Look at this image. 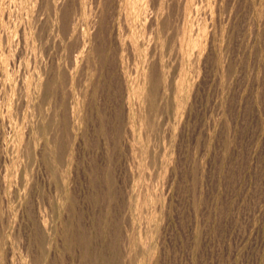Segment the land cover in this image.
I'll use <instances>...</instances> for the list:
<instances>
[{"label": "rangeland", "instance_id": "1", "mask_svg": "<svg viewBox=\"0 0 264 264\" xmlns=\"http://www.w3.org/2000/svg\"><path fill=\"white\" fill-rule=\"evenodd\" d=\"M32 1H0L26 35L0 76V264H264V0Z\"/></svg>", "mask_w": 264, "mask_h": 264}, {"label": "bare ground", "instance_id": "2", "mask_svg": "<svg viewBox=\"0 0 264 264\" xmlns=\"http://www.w3.org/2000/svg\"><path fill=\"white\" fill-rule=\"evenodd\" d=\"M0 1H2V0H0ZM6 1H7V0H3V2L1 3V6H3V4L6 3ZM8 1H9V0H8ZM29 1H30V0H29ZM31 1H32V0H31ZM36 1H37V0H36ZM44 1H45V0H44ZM51 1H52V0H51ZM81 1H82V0H81ZM89 1H90V0H89ZM94 1H95V0H94ZM109 1H110V0H109ZM117 1H118V0H117ZM117 1H116V3H117ZM145 1H147V0H145ZM148 1H149V0H148ZM150 1H151V0H150ZM157 1H158V0H157ZM170 1H171V0H170ZM181 1H182V0H181ZM181 1H180V2H181ZM196 1H197V0H196ZM206 1H207V0H206ZM12 2H13V1H12ZM19 2H21V1H19ZM32 2H33V1H32ZM54 2H55V0H54ZM77 2H78V1H77ZM85 2H86V1H85ZM95 2H96V1H95ZM119 2H122V3H121L122 6H123V3H125L124 6H125L126 8H128L129 11H130V13H131L133 16H135L136 18H138V19L141 18V16H142V18H143V16H144V18H146V16H149V15L151 14V13H150L151 11H149L150 14L147 15L145 6H142V4L139 3V2H140L139 0H120ZM119 2H118V3H119ZM180 2H179V3H180ZM24 3H26V0H22V3H20V4H21V5H24ZM30 3H31V2H30ZM81 3H82V2H81ZM97 3H98V2H97ZM153 3H154V2H153ZM157 3H158V2H157ZM157 3H156V4H157ZM159 3H160V2H159ZM179 3H178V4H179ZM184 3H185V1L183 2L182 5H184ZM193 3H195L194 0H186V4H185V5H186L187 8H189L188 11H190V10L193 8V7H192L193 5L196 6V5L193 4ZM196 3H197V2H196ZM90 4H91V3H90ZM90 4H88V2H87V6H88V5L90 6ZM112 4H113V3H112ZM145 4H146V3H145ZM154 4H155V3H154ZM156 4H155V6H156ZM36 5H37V3H36ZM55 5H56V4H55ZM57 5H58V4H57ZM60 5H61V3H60ZM79 5L81 6L82 4H78V6H79ZM95 5H96V4H95ZM150 5H151V3H150ZM150 5H149V8H148V9L151 8ZM1 6H0V74H1L0 76H1V78H3V82H2V83L5 84V83H7L6 81H7V79H8V77H7V74H8V73L6 74V71H5L6 69L4 70V68L2 69V67H3L4 65H6L8 62H7V63H6V62L3 63V61H4V59H5V57L3 58V54H4V46H5L6 44H7V46H11V45H10V42H11V41H14L13 37H14V34H16V33L20 32L22 36H26V35L24 34L25 31H24L23 29H20V30H19V29H15V30H14V28H13V29H12V28L10 29V28L6 25V22H7V21H5V20L7 19V18H6V17H7V14L5 15L6 10H5V12H4V9L2 10V8H3L5 5H4L3 7H1ZM96 6H98V5H96ZM96 6H94V7L96 8ZM117 6H118V5H117ZM122 6H120V7H122ZM134 6H135V9L132 11V8H133ZM147 6H148V5H146V7H147ZM160 6H161V5H160ZM167 6H168V5H167ZM178 6H179V5H178ZM22 7H23V6H22ZM31 7H32V6H31ZM81 7H83V6H81ZM24 8H25V7H23V9H24ZM43 8H44V7H43ZM54 8H57V7L54 6ZM86 8H88V7H86ZM86 8H85V9H86ZM95 8H94V10H92V11H93L92 14L95 13V10H96ZM122 8H123V11H124V10H125L124 7H122ZM122 8H121V9H122ZM155 8H157V6H156ZM161 8H162V7H161ZM183 8H184V7L182 6L181 11H183ZM28 9H29V7H28ZM33 9H34V8H33ZM33 9H32V10H33ZM58 9H59V7H58ZM83 9H84V8H83ZM89 9H90V7L88 8V10H89ZM151 9H153V8H151ZM194 9H195V8H194ZM25 10H26V8H25ZM25 10H24V11H25ZM32 10H30V11H32ZM51 10H52V9H51ZM59 10H60V9H59ZM59 10H58V11H59ZM118 10H119V9H117V11H118ZM53 11H54V10H53ZM66 11H67V10H66ZM84 11L86 12V10H84ZM84 11H83V12H84ZM113 11H114V10H113ZM125 11H126V10H125ZM129 11H127V12H129ZM147 11H148V10H147ZM156 11H157V10H156ZM159 11H160V10H159ZM181 11H180V12H181ZM27 12H28V11H27ZM38 12H39V11H38ZM49 12H50V11H49ZM75 12H76V11H75ZM153 12H154V11H153ZM153 12H152V13H153ZM160 12H161V11H160ZM185 12H187L186 9H185L184 13H185ZM6 13H7V12H6ZM24 13H26V12H24ZM28 13H29V12H28ZM35 13H36V12H35ZM57 13H58V12H57ZM65 13H66V12H65ZM89 13H90V12H88L87 14L90 15ZM120 13H121V10H120ZM120 13H119V14H120ZM130 13H129V14H130ZM155 13H156V12H155ZM158 13H159V12H158ZM29 14H30V13H29ZM29 14H28V15H29ZM54 14H55V13H54ZM58 14H59V13H58ZM61 14H62V13H61ZM84 14H85V13H83V15H84ZM103 14H104V13H103ZM123 14L126 15L124 12H123ZM123 14H122V15H123ZM153 14H154V13H153ZM156 14H157V13H156ZM161 14H163V13H161ZM161 14H160V16H161ZM185 14H186V13H185ZM30 15H31V14H30ZM55 15H57V14H55ZM120 15H121V14H120ZM120 15H118V18H119ZM124 15H123V18H122V16H120V18H122V20L124 19ZM157 15H158V14H157ZM157 15H155V16L157 17ZM186 15H188V12H187ZM186 15H185V17H186ZM10 16H11V15H10ZM25 16L27 17V14H26ZM57 16H58V15H57ZM79 16H80V14H79ZM93 16H94V15H93ZM93 16H92V17H93ZM150 16H151V15H150ZM155 16H154V18H155ZM197 16H198V15H197ZM32 17H33V16H31V18H32ZM90 17H91V16H90ZM112 17H113V16H112ZM125 17L128 18V19H127V20H128L127 22L130 21L129 18H131V20H132V17H130V16L127 17V15H126ZM181 17H182V16H181ZM8 18H10V17L8 16ZM37 18H38V17H37ZM74 18H75V17H74ZM76 18L78 19V17H76ZM186 18H189V16L186 17ZM25 19H26V20H27V19L31 20L29 16H28V18H25ZM33 19H34V18H33ZM33 19L31 20L32 22L34 21ZM79 19H81V18L79 17ZM79 19H78V20H79ZM93 19H95V18H93ZM133 19H135V18L133 17ZM155 19H156V18H155ZM157 19H158V18H157ZM160 19H161V18H160ZM183 19H184V18L182 17L181 20H183ZM23 20H24V19H23ZM49 20H50V19H49ZM51 20H52V19H51ZM65 20H66V19H65ZM68 20H69V19H68ZM142 20H143V19H142ZM144 20L146 21L147 19H144ZM144 20L141 21V19H140L139 21H141V22L143 23ZM149 20H150V18H148V21H149ZM163 20H164V19H163ZM39 21H40V20H39ZM39 21L37 20L36 22L38 23ZM43 21H44V20H43ZM58 21H59V20L57 19V22H58ZM61 21H62V20H61ZM86 21H87V19H86ZM88 21H89V20H88ZM99 21H100V20H99ZM124 21H125V19H124ZM124 21H121V22L123 23ZM139 21H138V23H139ZM150 21H153V20H152V16H151V20H150ZM150 21H149V22H150ZM155 21H156V20H154V23H155ZM186 21H187V19H186ZM188 21H190V20H188ZM57 22H56V23H57ZM78 22H79V21H78ZM84 22H85V21H82L81 23L83 24ZM119 22H120V21H119ZM125 22H126V21H125ZM125 22H124V23H125ZM136 22H137V21H136ZM136 22H135L134 26L136 25ZM149 22H148V23H149ZM184 22H185V21H184ZM7 23H8V22H7ZM28 23H29V22H28ZM28 23H26V24H28ZM53 23H55V22L53 21ZM93 23H94V21H93ZM122 23H120V25H122ZM144 23H147V22H144ZM144 23H143V24H144ZM154 23L151 22V24H153V26H154ZM174 23H175V22H174ZM186 23L188 24V22H186ZM186 23H185V24H186ZM9 24H10V23H9ZM30 24H31V22H30ZM57 24H60V23H57ZM88 24L90 25V21H89ZM129 24H130V22H129ZM129 24H128V25H129ZM151 24H150V25H151ZM176 24H177V23H176ZM182 24H183V23H181V25H182ZM51 25H52V23H51ZM51 25H50L49 27H51ZM72 25H73V24H72ZM85 25H86V24H85ZM85 25H84V26H85ZM118 25H119V24H118ZM125 25H126V24H125ZM128 25H127V26H128ZM137 25H138V24H137ZM139 25H140V24H139ZM139 25H138V27H140L142 24H141L140 26H139ZM144 25H145V24H144ZM146 25H148V24H146ZM146 25H145V26H146ZM157 25H158V23H157ZM33 26H34V25H33ZM33 26H31V27H33ZM76 26H77V25H76ZM122 26H123V25H122ZM129 26H130V25H129ZM129 26H128V28L130 29ZM148 26H149V25H148ZM15 27H16V26H15ZM18 27H20V26L18 25ZM52 27H53V28L55 27L54 24H53ZM73 27H74V26H73ZM86 27H87V26H86ZM86 27H84V28H86ZM108 27H109V26H108ZM119 27H120V26H119ZM138 27H136L137 30H139V29L141 28V27H140V28L138 29ZM157 27H158V26H157ZM185 27H186V26H185ZM187 27H188V26H187ZM21 28H22V26H21ZM29 28H30V25H29ZM35 28H36V27H35ZM35 28H33V29L31 28V29H32V30H35ZM87 28H88V27H87ZM87 28H86V29H87ZM112 28H113V27H112ZM117 28H118V27H117ZM121 28H122V27H121ZM126 28H127V27H126ZM142 28H143V27H142ZM150 28H152V25H151ZM158 28H159V27H158ZM25 29H26V28H25ZM40 29H41V28H40ZM49 29H50V28H49ZM51 29H52V28H51ZM75 29H76V28H75ZM82 29H83V28H82ZM124 29H125V28H124ZM132 29H135V28H132ZM181 29H183V28H181ZM185 29H186V28H185ZM61 30H62V29H61ZM67 30H68V29H67ZM76 30H77V29H76ZM89 30H90V29H89ZM122 30H123V29H122ZM141 30H142V29H141ZM141 30H140V31H141ZM147 30H148V29H147ZM147 30H145V31H147ZM153 30H154V29H153ZM155 30H156V28H155ZM179 30H180V29H179ZM187 30H188V28H187ZM39 31H40V30H39ZM41 31H42V30H41ZM51 31H52V30H51ZM79 31H80V30H79ZM81 31H82V30H81ZM87 31H88V30H87ZM130 31H131V30H130ZM150 31H151V29H150ZM150 31H149V33H151ZM158 31H159V30H158ZM30 32H31V31H30ZM57 32H58V31H57ZM82 32H83V31H82ZM82 32H80V34H81ZM89 32H90V31H89ZM89 32H88V34L90 35ZM159 32H160V31H159ZM183 32H185V31H183ZM190 32H191V31H190ZM262 32H263V31H262ZM26 33L28 34V30H27ZM33 33H34V32H33ZM35 33H36V32H35ZM37 33H38V31H37ZM37 33H36V34H37ZM39 33H40V32H39ZM42 33H43V32H42ZM46 33H48V31H47ZM50 33H51V32H50ZM123 33H125V32L123 31ZM137 33H138V32H137ZM137 33H135V36H137V35H136ZM140 33H141V32H140ZM155 33L157 34L156 31H155ZM250 33H251V32H250ZM60 34H61V33H60ZM71 34H72V33H71ZM85 34H86V33H85ZM125 34H126V33H125ZM130 34H131V33H130ZM159 34L161 35V33H159ZM29 35H31V33H29ZM62 35H63V33H62ZM81 35H82V34H81ZM86 35H87V34H86ZM89 35H88V36H89ZM143 35H144V34H143ZM157 35H158V34H157ZM185 35H186V34H185ZM185 35H184V37H185ZM188 35H190V34H188ZM22 36H21V37H22ZM46 36H47V35H46ZM48 36H49V34H48ZM64 36H65V35H64ZM84 36H85V35H84ZM128 36H130V35L128 34ZM149 36H150V35H149ZM182 36H183V34H182ZM29 37H30V36H29ZM29 37H27V38H29ZM86 37H87V36H85V38H86ZM137 37H138V36H137ZM39 38H40V36H39ZM81 38H82V37H81ZM130 38H133L132 35L130 36ZM139 38H140V37H139ZM157 38H158V37H157ZM186 38H187V37H186ZM127 39H128V37H127ZM159 39H160V38H159ZM159 39H158V40H159ZM29 40H30V39H29ZM33 40H34V37H33ZM46 40H47V38H46ZM75 40H76V39H75ZM78 40H79V39H78ZM80 40H81V39H80ZM80 40H79V41H80ZM83 40H84V39H83ZM86 40H87V43H88V42H89L88 40H90V39H89V38H88V39L86 38ZM130 40H131V39H130ZM132 40H133V39H132ZM140 40H141V39H140ZM190 40H191V39H190ZM25 41H26V40H25ZM35 41H36V40H35ZM41 41H42V40H41ZM41 41H39V42H41ZM47 41H48V40H47ZM127 41H128V40H127ZM127 41H126V42H127ZM159 41H160V40H159ZM36 42H37V41H36ZM83 42H84V41H83ZM85 42H86V41H85ZM85 42H84V44H85ZM138 42H139V40H138ZM156 42H157V41H156ZM187 42H188V41H187ZM191 42H192V41H191ZM12 43L15 44V41L12 42ZM12 43H11V44H12ZM123 43H124V42H123ZM129 43H131V42L129 41ZM129 43H128V44H129ZM132 43H133V42H132ZM136 43H137V42H136ZM182 43H183V42H181V45H182ZM185 43H186V42H185ZM188 43H189V42H188ZM188 43H187V44H188ZM14 44H13V45H14ZM76 44H77V43H76ZM148 44H149V43H148ZM155 44H156V43H155ZM175 44H176V43H175ZM126 45H127V44H126ZM130 45H131V44H130ZM83 46H84V45H83ZM187 46H188V45H187ZM187 46H186V47H187ZM194 46H195V45H194ZM84 47H85V46H84ZM103 47H104V46H103ZM138 47L141 48L142 46H141V45L139 46V45L137 44V46L135 47V49L138 50V49H139ZM148 47H150V46H148ZM175 47H176V46H175ZM188 47H189V46H188ZM188 47H187V48H188ZM10 48H11V47H10ZM12 48H13V46H12ZM29 48H30V47H29ZM151 48H152V46H151ZM104 49H105V48H104ZM181 49H183L182 46H181ZM11 50H12V49H11ZM11 50L9 49V51H11ZM69 50H70V49H69ZM133 50H134V49H133ZM136 50H135V51H136ZM140 50H141V49H140ZM152 50H153V49H152ZM186 50H188V49H186ZM190 50H191V49H190ZM190 50H188V51L190 52ZM6 51H8V50H6ZM146 51H147V50H146ZM178 51H179V50H178ZM181 51H182V50H181ZM183 51H184V50H183ZM183 51H182V53L179 52V54H180V55L183 54V53H184ZM191 51H192V50H191ZM196 51H197V50H196ZM83 52H84V51H83ZM139 52H140V51H139ZM142 52H144V51H142ZM142 52H141V53H142ZM192 52H193V51H192ZM210 52H211V51H210ZM5 53H6V52H5ZM7 53H8V52H7ZM10 53H11V52H10ZM132 53L134 54V52H132ZM146 53H147V52H146ZM198 53H199V52H198ZM13 54H14V53H13ZM19 54H20V53H19ZM136 54H137V51H136ZM142 54H143V53H142ZM177 54H178V53H177ZM179 54H178V55H179ZM193 54H194V53H193ZM193 54H192V56H193ZM199 54H200V53H199ZM199 54H198V55H199ZM4 55L6 56V54H4ZM9 55H11V54H9ZM138 55H139V53H138ZM138 55H137V56H138ZM178 55H176V56H178ZM194 55H195V54H194ZM41 56H42V55H41ZM199 56H200V55H199ZM7 57H8V56H7ZM7 57H6V59H7ZM13 57H16V55H13ZM13 57H12V58H13ZM17 57H18V56H17ZM183 57H184V56H183ZM186 57H187V56H186ZM186 57H185V58H186ZM196 57H197V56H196ZM76 58H77V57L74 58V59H75L74 61L77 60ZM179 58H180V60H182V57H179ZM6 59H5V60H6ZM19 59H20V58H19ZM145 59H146V58H145ZM183 59H184V58H183ZM8 60H9V59H8ZM11 60H12V59H11ZM15 60H16V59H14V61H15ZM153 61H154V60H153ZM160 61H161V60H160ZM9 62H10V61H9ZM11 62H12V61H11ZM11 62H10V64H11ZM76 62H77V61H76ZM76 62H75V63H76ZM183 62H184V61L182 60V63H183ZM5 63H6V64H5ZM13 63H14V62H12V64H13ZM72 63H73V62H72ZM14 64H15V63H14ZM7 65H9V64H7ZM81 65H82V64H81ZM147 65H148V64H147ZM161 65H162V64H161ZM11 66H12V65H11ZM163 66H164V65H163ZM182 66H183V64H182ZM182 66L180 67V69L182 68V69L184 70V68H183ZM5 67H7V66H5ZM12 67H13V66H12ZM12 67H7V68H9V69H7V71H9ZM146 67H147V66H146ZM158 67H159V65H158ZM158 67H157V69H158ZM162 68H165V66L162 67ZM162 68H161V69H162ZM58 69H59V68H58ZM145 69H146V68H145ZM15 70H16V69H15ZM72 70H73V69H72ZM104 70H105V69H104ZM158 70H159V69H158ZM80 71H81V70H80ZM147 71H148V70H147ZM160 71H161V70H160ZM143 72H144V70H143ZM163 72H164V71H163ZM179 72H180V71H179ZM182 72H183V71H182ZM182 72H181V73H182ZM196 72H197V71H196ZM198 72H199V71H198ZM164 73H165V72H164ZM141 74H143V73H141ZM162 74H163V73H162ZM8 75H10V72H9ZM71 75H72V74H71ZM122 76H123V75H122ZM166 76H167V75H166ZM181 76H183V74H182V75L180 74V78H178V82H179V80L182 78ZM144 77H145V76H144ZM150 77H151V76H150ZM1 78H0V79H1ZM35 78H36V77H35ZM69 78H70V77H69ZM145 78H146V77H145ZM161 78H162V77H161ZM163 78H164V77H163ZM165 78H166V77H165ZM193 78H194V77H193ZM196 78H197V77H196ZM142 79H143V78H142ZM182 79H183V78H182ZM41 80H42V79H41ZM145 80H146V79H145ZM161 80H162V79H161ZM165 80H166V79H165ZM184 80H185V79H184ZM28 81H29V80H28ZM123 81H124V80H123ZM126 81H127V80H126ZM10 82H11V81L9 80V83H10ZM124 82H125V81H124ZM141 82H143V80H141ZM160 82H162V81H160ZM164 82H166V81H164ZM181 82H182V80H181ZM0 83H1V82H0ZM2 83H1V84H2ZM144 83H145V82H144ZM174 83H176V82H174ZM1 84H0V85H1ZM38 84H40V83H38ZM161 84H162V83H161ZM163 84H164V83H163ZM181 84H182V83H181ZM10 85H11V84H10ZM4 86H5V85H4ZM8 86H9V85H8ZM8 86H7V90H8V93H10V92L12 91V88L10 87V88L8 89ZM11 86H12V85H11ZM39 86H40V85H39ZM141 86H142V85H141ZM141 86H140L139 88H141ZM178 86H179V84H178ZM137 87H138V86H137ZM144 87H145V85H144ZM162 88H163V87H162ZM191 88H192V87H191ZM5 89H6V88H5ZM19 89H20V88H19ZM141 89H142V88H141ZM176 89H177V87H176ZM9 90H11V91L9 92ZM178 90H180L179 87H178ZM178 90H177V91H178ZM181 90H182V89H181ZM1 91H2V90H1ZM3 92H4V91H3ZM6 92H7V91H6ZM138 92H139V91L137 90V93H138ZM139 93H140V92H139ZM143 93H146V91H144ZM36 94H37V93H36ZM78 94H79V93H78ZM9 95H10V94H9ZM146 95H147V93H146ZM26 96H28V95H26ZM141 96H142V95H141ZM144 96H145V95H143V97H144ZM135 98H136V97H135ZM142 99L145 100V98H142ZM133 106H134V105H133ZM133 109H134V108H133ZM159 109H160V108H159ZM136 111H137V110H136ZM139 111H140V110H139ZM2 113H3V112H2ZM159 114H160V113H159ZM1 115H2V114H1ZM2 118H3V117H2ZM0 120H3V119H0ZM3 121H5V120H3ZM3 121H2V123H0V124H3ZM135 121H136V120H135ZM143 121H144V120H143ZM165 121H166V120H165ZM0 122H1V121H0ZM135 123H136V122H135ZM146 123H147V122H146ZM103 124H104V123H103ZM131 124H132V123H131ZM144 124H145V122H144ZM146 126H147V125H146ZM146 126H145V127H146ZM141 128H142V127H141ZM147 128H148V127H147ZM170 128H171V127H170ZM147 130H148V129H147ZM3 145H4V144H3ZM163 146H164V145H163ZM147 147H148V146H147ZM161 148H162V147H161ZM141 152H142V151H141ZM145 157H146V155H145ZM154 158H155V157H154ZM147 159H148V158H147ZM143 162H144V161H143ZM143 162H142V163H143ZM147 163H148V162H147ZM168 168H169V167H168ZM162 172H163V171H162ZM164 174H165V173H164ZM22 177H23V176H22ZM167 191H168V190H167ZM166 196H167V195H166ZM55 203H56V202H55ZM48 211H49V210H48ZM42 228H43V227H42ZM59 233H60V232H59ZM159 237H160V236H159ZM85 260H86V259H85ZM74 261H75V260H74Z\"/></svg>", "mask_w": 264, "mask_h": 264}]
</instances>
